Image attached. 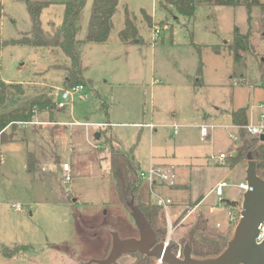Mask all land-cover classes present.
Listing matches in <instances>:
<instances>
[{
  "label": "rangeland",
  "instance_id": "374dc122",
  "mask_svg": "<svg viewBox=\"0 0 264 264\" xmlns=\"http://www.w3.org/2000/svg\"><path fill=\"white\" fill-rule=\"evenodd\" d=\"M47 1L51 5L42 10L40 18L44 30L52 31L62 22L65 0ZM92 1L85 0L76 34L81 41L83 76L91 80V86L73 93L64 107L55 105L53 124H34L37 119L50 120L43 111L34 122L4 130L6 139L16 140L0 141V264H85L90 258L106 255L110 230L115 229L120 237L137 236L125 206L130 196L119 199L109 173L110 151L104 145L109 139L118 141L124 153H134L138 170L153 163L173 173L171 184L150 185L139 178L134 198L138 203H154L155 196L162 195L185 205V211L171 223L174 251L193 241L222 245L233 232L235 223L227 221L226 215L209 213L212 197L189 216L184 214L198 193H205L222 178L228 183L225 197L241 206L243 192L236 185L244 180L246 157L239 159L245 166L227 164L251 136L231 127L229 113L214 106L231 110L255 105L251 116L259 120L257 105L264 100V88L259 85L260 69L264 68V0H257L261 5L250 10L244 5L195 0L190 18L161 7L159 0H118L112 30L103 43L84 41ZM0 4V42L30 31L23 0H0ZM125 6L139 35L128 43L118 37ZM142 10L153 16L150 23ZM235 27L250 33V47L241 53L239 63L234 62L228 47ZM199 62L201 73L196 75ZM65 65L69 59L59 48L0 44V79L25 87L19 106L42 90L55 103L61 100ZM198 77L201 85L196 87ZM102 103L107 109L100 107ZM173 122L179 125L174 134ZM201 124L213 126L204 139L199 134ZM229 132L238 139L234 141ZM28 151L40 159L32 169L27 167ZM220 152L226 155L223 163L209 158ZM162 160L171 166H158ZM64 162L68 172L62 169ZM12 203H20L21 210H15ZM157 210L160 227L168 228L167 208ZM2 247L28 251L8 262ZM151 262L129 253L115 264Z\"/></svg>",
  "mask_w": 264,
  "mask_h": 264
},
{
  "label": "trees",
  "instance_id": "16d2710c",
  "mask_svg": "<svg viewBox=\"0 0 264 264\" xmlns=\"http://www.w3.org/2000/svg\"><path fill=\"white\" fill-rule=\"evenodd\" d=\"M31 20V29L27 33H23L18 38L4 39L0 44L17 43L30 46H47L50 48H59L69 59V65H65L66 75L62 82L63 89L70 88L76 84L90 85L91 80L83 76V67L81 64L80 44L81 41L76 37L80 28V14L85 4V0H65L63 2L62 22L58 26H54L52 31H46L42 27L41 12L50 5L47 0H23ZM216 5L235 6L244 5L250 10L253 5H261L257 0H209ZM118 0H93L90 6L87 31L84 41L103 43L107 41L112 30V16L116 11ZM159 5L165 9L171 8L178 14L190 18L195 12V0H159ZM142 16L147 23H150L151 16L144 10L141 11ZM2 16V5L0 4V18ZM249 31L241 33L235 27L233 30V41L228 45L233 54L234 62L239 63L242 60V52L247 51L250 47ZM138 29L134 18L131 17L127 7H124L123 28L118 32V37L123 42H133L138 39ZM217 51L219 48L214 47ZM198 73L201 71V62H199ZM259 85L264 88V69L260 73ZM25 93L23 83L9 82L0 79V129L7 127L15 129L17 124L28 123L33 117L40 112L47 111L50 121H52V113L56 105L47 91L42 90L40 93L31 95L24 100V105H18L19 97ZM105 109V103L100 105ZM231 121L233 124L240 125L239 132L249 135L243 128L248 123L247 107H239L231 112ZM251 136V135H249ZM6 135L3 131L0 135V141H5ZM105 146L109 148V173L115 181L116 192L120 200H125L127 196L132 194L135 197L136 188L140 185L138 178V167L133 157L124 153L118 145L104 140ZM250 152L252 158L257 165V174L264 178V140L259 137L251 136L248 141H243L238 146L232 158L229 159L228 165L233 166L242 156ZM36 160L30 152L27 155L28 169L34 168ZM229 204H236V200L226 199ZM139 208L144 213L152 228L155 230L158 240H162L167 228L160 227L158 223L159 206L149 201H140ZM193 241V240H192ZM226 240L222 245H214L210 243L192 242V255L195 257L213 256L219 253L225 246ZM19 247L9 248L2 247L4 255L11 256L20 250ZM138 256L141 254L135 252ZM150 259L153 263L154 257L143 256Z\"/></svg>",
  "mask_w": 264,
  "mask_h": 264
},
{
  "label": "water",
  "instance_id": "95a60500",
  "mask_svg": "<svg viewBox=\"0 0 264 264\" xmlns=\"http://www.w3.org/2000/svg\"><path fill=\"white\" fill-rule=\"evenodd\" d=\"M259 139L264 140V134ZM244 181L248 189L242 194L240 217L226 245L216 255L195 257L192 245L185 243L182 256H177L173 244L164 245L162 240H158L131 192L125 206L137 228V236L120 237L115 229L110 230L111 244L106 255L99 259L90 258L85 264H115L121 255L135 252L161 258L165 264H264V243L255 241L258 227L264 219V178L257 174V165L250 152L246 155Z\"/></svg>",
  "mask_w": 264,
  "mask_h": 264
},
{
  "label": "built area",
  "instance_id": "2783aa9c",
  "mask_svg": "<svg viewBox=\"0 0 264 264\" xmlns=\"http://www.w3.org/2000/svg\"><path fill=\"white\" fill-rule=\"evenodd\" d=\"M153 38L156 39V33L153 32ZM86 85L83 84H76L69 89H64L61 91V100H59L56 103L57 107H64L68 100L71 98L73 93L75 92H81L85 89ZM83 96L86 98L88 95L85 93ZM260 122L258 123H252L248 122L246 125L243 126V128L246 130V132L254 137H259L261 134H264V113L261 114L260 116ZM172 128H173V133H177L179 125L176 122L172 123ZM212 125H207V124H201L199 126V132L200 136L202 139L208 137L210 135V130L212 129ZM230 126H225V128H229ZM231 127L234 128H240V125L234 124L231 125ZM7 127L1 128L0 129V135L1 133L6 129ZM229 136L235 141L238 139L236 135H233L232 133L229 132ZM209 158L211 160H215L217 162H224V159L226 158V155L224 153H219V154H210ZM62 169L65 172H68L69 170V165L68 163H63L62 164ZM138 178L140 179H146L150 185L152 184H160L162 182L164 183H173V173L169 169H162L159 167H155L154 165H149V167L146 170H138ZM69 179V176L66 175V180ZM239 189L246 191L248 189L247 183L243 180L239 182L236 185ZM228 187V183L225 180L219 181L213 188V194L215 196V202L210 204L208 206L209 213L212 215H226L227 221L229 222H234L235 224L237 223L239 217H240V210L241 206L237 205H232L227 202V198L225 197L224 191L225 188ZM242 193V194H243ZM154 203L161 207V208H169L173 206V202L170 198L162 196V195H156L155 196V201ZM12 206L15 208V210L20 211L21 210V204L20 203H12ZM172 231L173 227L169 224L167 228V233L165 237L162 239L164 245H169L172 243ZM256 243L262 244L264 243V219L260 223L258 227V233L255 238ZM175 253L177 256L181 257L182 256V250L177 249L175 250ZM152 264H165L163 263L161 258H156L154 257V261Z\"/></svg>",
  "mask_w": 264,
  "mask_h": 264
},
{
  "label": "crops",
  "instance_id": "0c3cea01",
  "mask_svg": "<svg viewBox=\"0 0 264 264\" xmlns=\"http://www.w3.org/2000/svg\"><path fill=\"white\" fill-rule=\"evenodd\" d=\"M51 5V4H50ZM117 6H118V4H117ZM225 6V5H224ZM116 9H117V7H116ZM116 12V11H115ZM114 15V14H113ZM152 18H153V16L152 15H150ZM112 19H113V16H112ZM112 23H113V21H112ZM121 28H123V26H121ZM126 43H128V42H126ZM198 68V67H197ZM197 68H196V71H195V73H196V75H199V73H198V71H197ZM262 69H264L263 67H262ZM262 69H260V73H261V70ZM200 73H201V71H200ZM259 82H260V80H259ZM194 85L197 87V86H200L201 85V78L200 77H198L197 79H195L194 80ZM98 94V93H97ZM241 107H243V106H241ZM214 108H215V110H217V111H219V112H222V111H227L228 113H229V116H230V119H231V112L233 111V110H236V109H231V110H227V109H220L218 106H214ZM239 108V107H238ZM254 108H255V105H251L249 108L247 107V114H248V122H252V123H258V122H260L261 120H260V116H261V114L262 113H264V100L262 101V102H260V104L259 105H257V108H259V110H257V112H258V115H259V120L257 121V119H255V118H253L252 119V116H251V111H254ZM105 109H107V107H106V104H105ZM154 110H156V111H159V106H155L154 107ZM41 113H43V112H40L39 114H41ZM106 113H107V110H106ZM38 114V113H37ZM205 114H207L206 112H205ZM36 116V115H35ZM34 116V117H35ZM33 117V118H34ZM31 122H34V120H32ZM30 123V122H29ZM231 123H232V121H231ZM34 124H41V125H43V124H53V122L52 121H50V120H47V119H41V120H36V122H34ZM148 125H149V127H151V128H154V125L152 124V122H148ZM231 125H234L233 123L231 124ZM109 126H110V124H109ZM225 126H228V125H225ZM225 126H224V128H225ZM226 129H228V128H226ZM235 129H238V128H235ZM238 131H239V129H238ZM172 133H173V130H172ZM174 134V133H173ZM199 134H200V132H199ZM97 135H99L100 136V134L98 133ZM98 136V137H99ZM6 140H16V138H11V139H6ZM113 144L115 143V145H118V144H116V143H118V141H116V142H114V141H111ZM120 147V146H119ZM31 153V154H33V156H34V158H35V160H36V163H38V162H40V159L38 158V156H37V154L35 153V152H32V151H28V153ZM220 153H223V152H220ZM132 157H133V160L135 159V156H134V153L131 155ZM230 156V155H229ZM38 161V162H37ZM135 162V161H134ZM65 163V162H64ZM151 163V162H150ZM225 164V163H224ZM236 164H242V165H244V163L243 162H241V161H239V162H237V163H235L234 165H236ZM150 165H153V163H151ZM158 166H160V165H163L165 168H169L170 166H169V164H168V161H166V160H162V161H160V162H158V164H157ZM228 165V164H227ZM233 165V166H234ZM245 166V165H244ZM170 169V168H169ZM221 180H225L226 181V179L225 178H222V179H219V180H216L215 182H214V184L213 185H211L210 186V188L205 192V193H198V195H197V199H196V201L195 202H193V204H192V206L190 207V208H187L188 209V211L184 214L185 216L184 217H186V216H189V214L191 213V211H193V210H195V209H197L206 199H208V198H210V197H212L213 199L211 200V203H209V205L210 204H212V203H214L215 202V196H214V194H213V188H214V186L219 182V181H221ZM149 185V184H148ZM147 187H149V186H147ZM141 189H143L142 187H141ZM169 198V197H168ZM237 201V200H236ZM178 209V210H177ZM181 209V210H180ZM185 209H186V207H185V205L184 204H182V203H173V207L171 206L169 209H167V222H168V226H169V224L171 225V223H173L174 222V220H175V218H177L178 216H179V214L181 213V211H185ZM190 209V210H189ZM170 210H173V211H171L172 213H169V211ZM175 227V226H174ZM22 250H20L19 252H17V253H15V254H13V255H11V256H7V255H4L5 257H4V260H6V261H8V262H11V261H14V260H17L18 258H20V257H22L23 255H25V254H22V253H24V252H26V251H28L27 249L26 250H23L22 252H21ZM24 257H26V256H24Z\"/></svg>",
  "mask_w": 264,
  "mask_h": 264
}]
</instances>
